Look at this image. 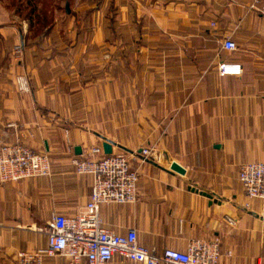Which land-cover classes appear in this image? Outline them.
<instances>
[{
	"label": "crops",
	"instance_id": "0c3cea01",
	"mask_svg": "<svg viewBox=\"0 0 264 264\" xmlns=\"http://www.w3.org/2000/svg\"><path fill=\"white\" fill-rule=\"evenodd\" d=\"M263 5L77 0L33 39L0 17V148L20 142L50 162L48 176L0 184V264L45 250L52 214L84 210L91 177L75 175L72 160L102 138L117 145L112 154L129 151L139 174L134 203L99 207L105 229H134L157 254L217 239L218 264H264V201L238 182L242 164L264 162ZM221 63L240 65V75H219ZM18 76L29 93L17 90ZM143 149L153 159L140 163ZM108 264L134 263L114 254Z\"/></svg>",
	"mask_w": 264,
	"mask_h": 264
},
{
	"label": "built area",
	"instance_id": "2783aa9c",
	"mask_svg": "<svg viewBox=\"0 0 264 264\" xmlns=\"http://www.w3.org/2000/svg\"><path fill=\"white\" fill-rule=\"evenodd\" d=\"M264 17V5L260 7ZM214 24H212L213 26ZM222 47L234 51L235 44L226 38ZM221 76L241 73L240 65L221 63ZM21 93H29L25 76L16 80ZM153 159L149 149L140 152V163ZM77 176L91 177L89 199L84 210L71 217L52 214L43 232L47 237V248L39 251H23L16 256V264H43L45 257H61L66 264H108L114 254L134 264H218L219 242L191 241L186 252L165 249L161 254L139 245L137 233L128 230L118 236L103 227L99 216L101 205L132 204L137 200L138 171L131 166L129 155L117 152L106 156L101 146L90 148L85 154L72 160ZM50 162L46 154L36 152L20 142L0 148V184L48 176ZM238 182L249 200L264 201V162L242 164L238 171ZM264 218V212L261 215ZM228 226L235 221L226 218ZM230 255V253H228Z\"/></svg>",
	"mask_w": 264,
	"mask_h": 264
},
{
	"label": "rangeland",
	"instance_id": "374dc122",
	"mask_svg": "<svg viewBox=\"0 0 264 264\" xmlns=\"http://www.w3.org/2000/svg\"><path fill=\"white\" fill-rule=\"evenodd\" d=\"M77 0H0V14L6 25L22 27L23 34L28 28V35L33 39L41 37L58 18H64L65 5L70 6ZM5 10V11H4ZM3 11V12H2ZM6 17L3 18V14ZM19 54V48L14 49ZM19 77V76H18ZM15 78V86H16ZM29 83V82H28Z\"/></svg>",
	"mask_w": 264,
	"mask_h": 264
},
{
	"label": "water",
	"instance_id": "95a60500",
	"mask_svg": "<svg viewBox=\"0 0 264 264\" xmlns=\"http://www.w3.org/2000/svg\"><path fill=\"white\" fill-rule=\"evenodd\" d=\"M65 11L66 13H69V6L68 4L65 5ZM103 140V143H102V149H103V153L108 156V155H111L112 154V147L114 146H117L115 145L114 143L102 138ZM119 149H121L122 151L126 152V153H129V151H127L125 148L123 147H119ZM81 154V151H80V148H76L75 149V155H80ZM170 171L172 172H175L177 174H180V175H184L185 174V169H183L182 167H180L178 164L176 163H172L171 166H170ZM204 196H206L207 198L211 199L212 196L211 195H208L206 193H202Z\"/></svg>",
	"mask_w": 264,
	"mask_h": 264
},
{
	"label": "trees",
	"instance_id": "16d2710c",
	"mask_svg": "<svg viewBox=\"0 0 264 264\" xmlns=\"http://www.w3.org/2000/svg\"><path fill=\"white\" fill-rule=\"evenodd\" d=\"M45 34V33H44Z\"/></svg>",
	"mask_w": 264,
	"mask_h": 264
}]
</instances>
